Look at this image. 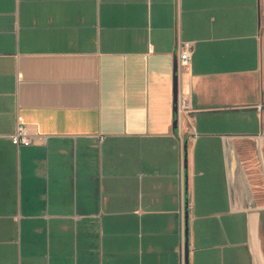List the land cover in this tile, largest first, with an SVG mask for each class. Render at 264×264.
<instances>
[{
  "label": "crops",
  "instance_id": "crops-1",
  "mask_svg": "<svg viewBox=\"0 0 264 264\" xmlns=\"http://www.w3.org/2000/svg\"><path fill=\"white\" fill-rule=\"evenodd\" d=\"M187 211L264 264V0H0V264H184Z\"/></svg>",
  "mask_w": 264,
  "mask_h": 264
},
{
  "label": "built area",
  "instance_id": "built-area-1",
  "mask_svg": "<svg viewBox=\"0 0 264 264\" xmlns=\"http://www.w3.org/2000/svg\"><path fill=\"white\" fill-rule=\"evenodd\" d=\"M195 45L193 41H182L179 46V74L180 80L184 78L185 73L188 71L190 63L193 58ZM180 101L184 106L189 105V98L187 94H182ZM12 140L17 145H30L33 142L32 135L27 128L23 125H19L12 135Z\"/></svg>",
  "mask_w": 264,
  "mask_h": 264
},
{
  "label": "water",
  "instance_id": "water-1",
  "mask_svg": "<svg viewBox=\"0 0 264 264\" xmlns=\"http://www.w3.org/2000/svg\"><path fill=\"white\" fill-rule=\"evenodd\" d=\"M178 55H175V73H174V101L175 109H178L180 95V74H179ZM184 264H190V230H189V213L185 215V244H184Z\"/></svg>",
  "mask_w": 264,
  "mask_h": 264
}]
</instances>
